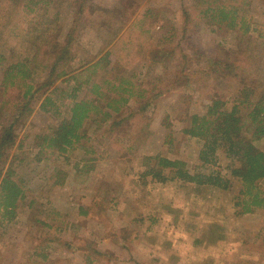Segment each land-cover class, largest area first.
Masks as SVG:
<instances>
[{"label": "rangeland", "instance_id": "rangeland-1", "mask_svg": "<svg viewBox=\"0 0 264 264\" xmlns=\"http://www.w3.org/2000/svg\"><path fill=\"white\" fill-rule=\"evenodd\" d=\"M51 1L50 13L59 17L53 38L63 41L74 27L75 39L86 53L71 69L86 65L100 52L107 37V31L97 29L102 10L113 11L115 20L125 24L127 34L116 49L123 46L120 56L133 61L122 76L137 85L135 97L145 88L142 98L129 101L130 109L145 101L150 104L142 117L134 118L131 132L142 119L148 123V135L131 154L125 126L108 134L109 123L99 128L87 124L82 146L60 154L47 148L44 138L68 116L72 86L61 82L46 95L37 94L28 121L15 127V146L1 172L0 182L8 167L14 171L12 180L21 183L24 197L11 221L0 216V264H264V208L235 215L241 184L229 175L232 162L221 150L218 169L230 179L229 190L140 178L146 156L179 160L191 171L200 165L201 142L182 129L191 115L206 112L214 93L231 101L243 86L254 89L255 97L264 89V0H252L247 13L256 29L251 31L255 69L243 81L212 75L204 80L198 74L210 72L223 51L244 49L245 43L233 31L198 19L194 0H84L78 18L73 0ZM224 1L239 7L237 0ZM145 13L148 32L137 36L138 26L129 27ZM140 43L144 48L139 55ZM0 53L8 56L2 49ZM153 56L156 61L151 64ZM181 64L192 79L202 80L198 86L195 81L188 86L174 82ZM6 65L0 64V78ZM153 88L161 94L146 100ZM3 94L0 88V101ZM83 97L93 98L85 89L77 92L76 100ZM239 111L245 117L249 108L241 105ZM255 144L264 152V140ZM259 186L264 195V180Z\"/></svg>", "mask_w": 264, "mask_h": 264}, {"label": "trees", "instance_id": "trees-1", "mask_svg": "<svg viewBox=\"0 0 264 264\" xmlns=\"http://www.w3.org/2000/svg\"><path fill=\"white\" fill-rule=\"evenodd\" d=\"M83 1L73 0L77 7V18L83 12ZM194 1L198 19H203L215 28L233 31L236 39L245 43L244 49L223 51V55L219 54L211 64L210 72L198 74L204 80L211 75L222 80L235 78L241 81L244 77H252L255 49L251 31L256 29L251 28L253 23L247 15L252 0H237L239 7H230L224 0ZM51 4V0H0V49L8 55L0 53V64L7 63L0 78V88L5 95L0 101V178L15 146L16 125L26 124L33 112L31 102L39 98L37 94L46 95L61 82L72 86V101L68 116L60 121L49 137L44 138L47 148L61 154L77 145L82 146L87 124L99 128L109 123L108 134L125 126L130 136L127 151L131 154L137 153L147 140L148 123L144 124L142 119H139L138 129L131 132L134 118L142 117L141 114H145L150 104L145 101L135 110L130 109L129 101L142 98L145 88L139 90L135 97L134 88L137 85L130 84L122 76L124 68H129L133 61L127 63L129 61L120 56L123 46L118 51L116 49L127 34L125 24L115 20L113 11L106 10L103 13L102 10L97 29L100 32L107 31V37L100 52L86 65L71 69L80 54L86 53L75 39L74 27L66 33L63 41L53 38L59 27V17L56 13H50ZM147 17L145 13L135 23L133 19V25L129 28L134 30L138 26L137 36L147 34L148 28L143 26L148 24L143 22ZM129 37L128 44L133 42ZM137 46L140 47L139 52L135 49L140 55L144 45L140 43ZM149 60L154 64L156 57ZM184 68L185 65L181 64L174 82L181 80L183 85L188 86L195 80L191 74L185 73ZM199 82L202 80L194 83L198 86ZM82 89L93 98L76 100L77 92ZM154 89L146 94V100L161 94L158 91L155 93ZM9 92L13 94L12 97L6 96ZM241 105L249 108L245 117L240 114ZM40 107L43 110L45 108L43 105ZM8 114L12 119H7ZM182 132L201 142L197 156L200 165L191 171L182 161L158 155L146 156L143 157L144 171L140 173V178L150 177L159 183L179 181L195 187L229 190L232 186L230 179L218 169L217 152L221 150L224 157L232 162L228 167L229 175L241 184L234 204L235 215L250 214L264 208V195L259 186L264 180V152L255 144L264 140V89L255 97L254 89L243 86L231 101L223 100L214 93L206 112L203 115H191ZM14 175V171L8 167L0 182V216L6 221L12 220L17 202L24 197L21 183L12 180Z\"/></svg>", "mask_w": 264, "mask_h": 264}]
</instances>
